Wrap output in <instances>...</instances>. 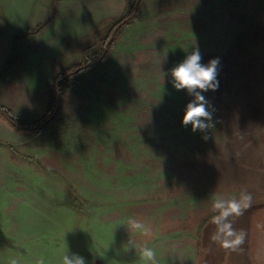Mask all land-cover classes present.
<instances>
[{"label": "rangeland", "instance_id": "obj_1", "mask_svg": "<svg viewBox=\"0 0 264 264\" xmlns=\"http://www.w3.org/2000/svg\"><path fill=\"white\" fill-rule=\"evenodd\" d=\"M0 0V264H264V0ZM126 19L106 62L113 28ZM198 45L220 58L215 108L203 133L182 125L189 97L169 70ZM164 73L166 75H164ZM252 195L234 220L237 250L211 239L217 198ZM131 221L148 230L134 229Z\"/></svg>", "mask_w": 264, "mask_h": 264}, {"label": "clouds", "instance_id": "obj_2", "mask_svg": "<svg viewBox=\"0 0 264 264\" xmlns=\"http://www.w3.org/2000/svg\"><path fill=\"white\" fill-rule=\"evenodd\" d=\"M203 57L198 45H196L186 57L169 70L172 77L171 84L177 91L184 90L191 97L185 106L182 125H191L192 132H201L203 140H207L209 128L214 127V106L206 98L204 93L217 91L219 88L218 74L220 71V58H212L207 63L202 62ZM164 75H166L164 73ZM252 195L246 190L242 191L239 199L225 200L217 198L213 203V209L218 215L212 217V222L217 226L211 239L218 242L225 249L237 250L246 240L244 230L237 231L233 227L234 220L230 217H239L251 206ZM134 229L148 230L143 224L131 221ZM143 257L147 260H155L153 250L144 248ZM15 264V261L12 262ZM63 264H86L85 259L78 254H67L63 257Z\"/></svg>", "mask_w": 264, "mask_h": 264}, {"label": "trees", "instance_id": "obj_3", "mask_svg": "<svg viewBox=\"0 0 264 264\" xmlns=\"http://www.w3.org/2000/svg\"><path fill=\"white\" fill-rule=\"evenodd\" d=\"M143 1L144 0H135L132 11L130 13L131 15L134 14L133 17L139 16L140 6ZM125 24H126V19H123L113 28L112 32H114V30L116 29L114 36L110 40L109 39L106 40L104 50L101 53V55L98 56L97 58L100 64L107 61L111 49L113 47V44L117 38V35L119 34V31H121L123 25ZM94 61H89L85 64H78L76 66H73L67 69L65 72H63L56 78L54 85L52 87L51 108L39 121L32 124L24 123L20 121L11 110L5 107H0V116L4 117L16 131L26 135L37 136L48 131L57 121L59 112L61 110L63 103V88L68 82L73 81L79 75H83L89 71H92L95 68L94 67L95 64L91 65V63Z\"/></svg>", "mask_w": 264, "mask_h": 264}]
</instances>
